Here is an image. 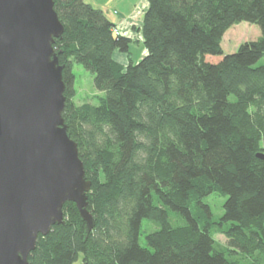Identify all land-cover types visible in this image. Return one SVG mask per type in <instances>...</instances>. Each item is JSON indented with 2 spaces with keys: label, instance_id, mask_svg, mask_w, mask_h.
Instances as JSON below:
<instances>
[{
  "label": "trees",
  "instance_id": "16d2710c",
  "mask_svg": "<svg viewBox=\"0 0 264 264\" xmlns=\"http://www.w3.org/2000/svg\"><path fill=\"white\" fill-rule=\"evenodd\" d=\"M53 7L62 117L91 180L94 225L66 201L29 263L264 264V0H147L137 61L102 9ZM241 21L260 35L225 53L222 37ZM73 63L92 73L97 104L73 101ZM212 193L225 196L216 219L203 201Z\"/></svg>",
  "mask_w": 264,
  "mask_h": 264
},
{
  "label": "water",
  "instance_id": "95a60500",
  "mask_svg": "<svg viewBox=\"0 0 264 264\" xmlns=\"http://www.w3.org/2000/svg\"><path fill=\"white\" fill-rule=\"evenodd\" d=\"M62 33L53 0H0V264H30L38 234L64 222L66 201L87 231L94 225L91 180L62 117L53 47Z\"/></svg>",
  "mask_w": 264,
  "mask_h": 264
},
{
  "label": "rangeland",
  "instance_id": "374dc122",
  "mask_svg": "<svg viewBox=\"0 0 264 264\" xmlns=\"http://www.w3.org/2000/svg\"><path fill=\"white\" fill-rule=\"evenodd\" d=\"M91 3L94 7L100 8L104 11L106 16L110 20H114V12L118 11L119 13L126 16L131 9L135 8L136 0H84ZM118 33H121L118 27ZM260 35V29L258 25L254 23H249L247 21H241L237 24H234L228 28L227 32L223 35L221 46L225 53L234 52L239 44L245 40L256 39ZM143 43L136 40H132L129 44V53L137 61L142 56ZM220 57V56H218ZM74 78V89L75 93L73 96V101L76 104H81L83 102H90L97 104V95H103V92H100L94 88L93 85V75L90 71L86 70L81 64L73 63L72 67ZM225 200V196L218 195L216 193L209 194L203 198V201L209 205L211 214L213 218H218L222 212V204ZM150 223L147 219L142 220V227H148ZM214 239L217 242L224 243L223 234H215ZM140 242L144 243L143 235L140 236ZM71 264H81V254L78 258L73 261Z\"/></svg>",
  "mask_w": 264,
  "mask_h": 264
},
{
  "label": "crops",
  "instance_id": "0c3cea01",
  "mask_svg": "<svg viewBox=\"0 0 264 264\" xmlns=\"http://www.w3.org/2000/svg\"><path fill=\"white\" fill-rule=\"evenodd\" d=\"M135 3V8L131 9L126 16L119 13L118 11L113 10L115 18L113 22L115 23L116 27L120 29V34L142 43L143 39L141 34V22L143 12L147 6V0H136ZM227 30L225 31V33L227 32ZM141 52L143 55V53L145 52L144 47ZM113 56L117 61L123 64H126L128 62V55L125 52L114 51ZM130 57L134 61L131 55Z\"/></svg>",
  "mask_w": 264,
  "mask_h": 264
},
{
  "label": "built area",
  "instance_id": "2783aa9c",
  "mask_svg": "<svg viewBox=\"0 0 264 264\" xmlns=\"http://www.w3.org/2000/svg\"><path fill=\"white\" fill-rule=\"evenodd\" d=\"M113 30H114V32H115V33H118V31H117V29H116V28H114Z\"/></svg>",
  "mask_w": 264,
  "mask_h": 264
}]
</instances>
